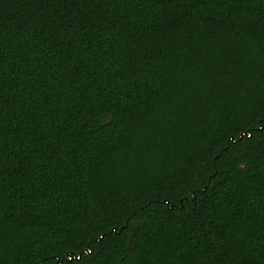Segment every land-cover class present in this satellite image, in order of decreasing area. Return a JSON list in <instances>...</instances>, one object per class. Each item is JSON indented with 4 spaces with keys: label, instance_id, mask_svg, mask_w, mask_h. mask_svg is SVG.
<instances>
[{
    "label": "trees",
    "instance_id": "trees-1",
    "mask_svg": "<svg viewBox=\"0 0 264 264\" xmlns=\"http://www.w3.org/2000/svg\"><path fill=\"white\" fill-rule=\"evenodd\" d=\"M0 264H264V0H0Z\"/></svg>",
    "mask_w": 264,
    "mask_h": 264
}]
</instances>
